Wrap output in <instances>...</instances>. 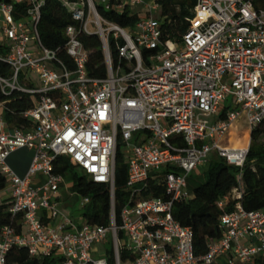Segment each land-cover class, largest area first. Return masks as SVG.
<instances>
[{
	"label": "built area",
	"instance_id": "1",
	"mask_svg": "<svg viewBox=\"0 0 264 264\" xmlns=\"http://www.w3.org/2000/svg\"><path fill=\"white\" fill-rule=\"evenodd\" d=\"M58 1L74 21L65 30L64 47L73 69L59 50L42 41L39 25L46 0H0V34L5 39L0 61L10 66L7 75L0 74L1 93L38 96L37 105L23 112L33 125L22 128L4 119L0 98V171L11 192V215L22 223L20 231L9 225L0 232V264H9L7 255L14 246L60 264H263L264 207L246 210L237 189L219 201L222 236L201 257L192 228L175 218L174 205L193 197L189 179L213 151L231 165L244 166L249 146L222 144L241 117L251 132L264 125V10L248 0H195L189 28L175 41L164 37L157 0L128 27L101 10L141 15L144 0ZM24 3L26 13L16 19L15 8ZM84 34L101 39L108 66L104 79L88 72ZM33 72L39 74L38 86ZM118 140L130 192L119 224ZM20 149L33 152L23 176L9 162ZM60 157L88 180L109 187V226L81 220L90 198L78 192L79 206L60 207L67 182L55 171ZM39 174L46 180L35 185ZM151 184L163 187L166 197H142ZM233 200L234 209L228 212Z\"/></svg>",
	"mask_w": 264,
	"mask_h": 264
},
{
	"label": "trees",
	"instance_id": "2",
	"mask_svg": "<svg viewBox=\"0 0 264 264\" xmlns=\"http://www.w3.org/2000/svg\"><path fill=\"white\" fill-rule=\"evenodd\" d=\"M252 1L257 10H264V0ZM160 5L159 18L163 22L165 39L180 41L182 35L189 28V18L194 17L195 0H157ZM27 4L17 5L15 8L16 19L26 13ZM110 20L123 26H134L140 19V14H131L126 11L124 14L105 12L101 10ZM74 24L71 14L58 0H46L42 8V19L39 25V32L44 45L51 50H59L60 57L65 60L69 68L74 65L65 51L67 37L65 30L68 25ZM86 49L89 52L87 69L90 76L104 79L108 76V66L101 39L97 35L81 36ZM113 59V67L118 66V53L115 43L110 45ZM10 66L0 61V74L7 75ZM0 98L5 103L3 117L13 128L32 126L30 119L23 116V112L37 105L38 96L23 92H14L11 95L1 93ZM233 128V127H232ZM231 128V129H232ZM246 138L249 142V134ZM264 125L251 132V143L246 162L243 167L231 165L219 155L208 160L202 184L193 191V197L188 201L177 202L174 205V216L184 226L191 227L194 232V247L197 256H204L208 252L211 241L222 236L220 227L221 217L224 211L218 206L220 200L237 189L242 198L239 200L248 211L260 210L264 207ZM122 142L118 140L115 168V214L116 221L121 222L122 208L130 195L128 188V166L122 152ZM20 149L13 153L11 157ZM21 157L19 164L23 163ZM13 165V163H12ZM17 167V166H16ZM57 173L64 176H71L74 182V191L81 196L89 197L90 203L83 211V217L87 223L94 226H109L111 223L112 201L110 189L105 184L95 183L87 179L80 169L75 167L68 158L60 157L56 162ZM7 190V179L0 171V232L6 226H15L18 231L22 228L19 219H13L10 208L12 198L3 197ZM142 197H166L165 189L151 184L142 191ZM231 201L226 210L232 211ZM123 234L121 233V236ZM107 253L111 254L110 250ZM9 264H60L59 260L52 257H31L27 248L14 246L7 255Z\"/></svg>",
	"mask_w": 264,
	"mask_h": 264
},
{
	"label": "rangeland",
	"instance_id": "3",
	"mask_svg": "<svg viewBox=\"0 0 264 264\" xmlns=\"http://www.w3.org/2000/svg\"><path fill=\"white\" fill-rule=\"evenodd\" d=\"M145 1V7L143 6L142 12H141V16L145 17L146 16V12H147V6L150 5H154L156 3V0H144ZM157 18H159L160 16V12L159 14L156 15ZM4 37L0 34V44L2 42H4ZM32 79L34 81V83L38 86L40 84V78H39V74L38 73H32L31 74ZM247 133L249 134V142L248 145L250 147V143H251V130L249 129V126L246 123V120L244 117H241L240 120H238L233 128L231 129V131L229 132V134H227V136L225 137V139L222 141V144L225 146H236V147H241L247 144ZM261 142L264 143V138L261 139ZM123 150V148H122ZM217 151H213L208 160H210L212 157L217 156ZM208 163V162H207ZM207 163L201 167H199L195 172L192 173L190 179H189V189L190 191L193 193L194 189L199 186L200 184H202L203 180H204V173L205 170L207 168ZM66 188H67V192H65V195L69 196L70 193H74V195L72 196L70 201H67L66 203H62L60 205V207L63 208H67V206L69 205H80L79 201L82 199V197L80 195H78L77 193H75L74 191V182L71 178V176L67 177V182H66ZM11 196V192L9 190H6L3 194V197H9ZM2 202V200L0 199V203ZM86 207H84L83 209H85ZM84 217H81V220H83ZM101 248L100 245L97 246V249Z\"/></svg>",
	"mask_w": 264,
	"mask_h": 264
},
{
	"label": "crops",
	"instance_id": "4",
	"mask_svg": "<svg viewBox=\"0 0 264 264\" xmlns=\"http://www.w3.org/2000/svg\"><path fill=\"white\" fill-rule=\"evenodd\" d=\"M1 113H2V110H1V107H0V115H1ZM250 140H251V138H250ZM32 156H33V152L30 151V150L29 151H19L18 153H16L15 155H13L11 157V163L10 164L12 165V163H13L12 167L18 172L19 175L23 176V175H25V173L27 172V170H28V168L30 166V163H31V160H32ZM21 157H24L23 158V163L19 164L18 161H19V159ZM45 180H46V177L41 175V174H39V175H37V177L35 179V185H40ZM66 190H67V188L65 186L62 189V194H61V199H60L61 204L62 203H66L67 201H70L72 196L74 195V193H70L69 196L65 195V192H67ZM67 207H69V206H67ZM96 255H97V253H96ZM220 260L224 261V258H221Z\"/></svg>",
	"mask_w": 264,
	"mask_h": 264
},
{
	"label": "bare ground",
	"instance_id": "5",
	"mask_svg": "<svg viewBox=\"0 0 264 264\" xmlns=\"http://www.w3.org/2000/svg\"><path fill=\"white\" fill-rule=\"evenodd\" d=\"M234 148H241V147H247V145L241 146V147H236V146H232Z\"/></svg>",
	"mask_w": 264,
	"mask_h": 264
}]
</instances>
